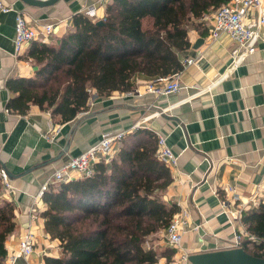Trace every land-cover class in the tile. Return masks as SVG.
Segmentation results:
<instances>
[{
  "label": "crops",
  "instance_id": "0c3cea01",
  "mask_svg": "<svg viewBox=\"0 0 264 264\" xmlns=\"http://www.w3.org/2000/svg\"><path fill=\"white\" fill-rule=\"evenodd\" d=\"M5 1L33 25L55 24L51 41L73 26L75 14L94 5L101 19L111 2L59 0L38 7L21 0ZM15 16V11L0 12V161L2 168L14 175L38 168L12 178L15 190L4 197L16 205V228L6 242L8 253L31 231L35 235L34 252L28 257L31 264H46L47 256H63L59 241L45 229L46 204L36 200L41 184L63 161L99 141L102 133L125 134L140 127L165 135L179 156L177 167H171L174 182L164 196L185 214L184 251L227 248L234 230L251 233L242 220L243 213L264 203V41L256 43L253 53L240 55L234 65V40L227 35L213 39L211 27L201 20L207 32L203 36L202 28L190 30L192 47L185 56H196V62L184 65L179 72L183 86L179 92L156 95L146 91L147 81L139 80L135 88L140 95L126 96L118 91L95 95L89 99L86 114L83 111L61 122L59 116L36 104L25 114L7 109L13 95L7 88L8 79L31 77L36 68L30 60L14 54ZM198 38L204 43L194 49ZM114 147L116 153L119 141ZM60 153V159L42 165ZM225 199L228 213L222 210ZM239 208L241 216L235 218ZM244 243L253 249L254 242L246 235ZM165 246L172 249L166 242ZM175 253L170 257L159 252L157 264L168 260L173 264Z\"/></svg>",
  "mask_w": 264,
  "mask_h": 264
},
{
  "label": "trees",
  "instance_id": "16d2710c",
  "mask_svg": "<svg viewBox=\"0 0 264 264\" xmlns=\"http://www.w3.org/2000/svg\"><path fill=\"white\" fill-rule=\"evenodd\" d=\"M229 1L111 0L103 24L79 12L61 36L33 41L22 55L35 65V72L8 79L13 95L7 109L25 114L36 104L67 122L89 109L88 88L98 97L109 96L134 89L139 80L179 73L192 47L190 30L201 29L204 14ZM206 32L201 29L203 36ZM118 141L114 157L97 162L92 175L45 191V229L63 248V256H47L46 264L158 263L157 251L145 242L166 229L179 211V205L164 196L174 177L157 156L153 130L136 128ZM15 207L2 197L0 179V264L16 228ZM242 220L261 239L253 249L248 243L243 247L264 257V203L245 211ZM174 252L167 253L171 257Z\"/></svg>",
  "mask_w": 264,
  "mask_h": 264
},
{
  "label": "built area",
  "instance_id": "2783aa9c",
  "mask_svg": "<svg viewBox=\"0 0 264 264\" xmlns=\"http://www.w3.org/2000/svg\"><path fill=\"white\" fill-rule=\"evenodd\" d=\"M15 11V35L13 38L14 54L24 55L33 41L49 42L55 30V24L45 23L41 26L30 23L25 15L18 11L15 6L5 0H0V12ZM90 19L99 20L97 8L94 5L88 6L82 11ZM105 20V16L101 18ZM202 21L211 27L210 36L218 39L222 35L231 37L236 43V48L232 55L234 65L239 62L238 58L243 53H253L256 50V43L264 41V0H230L223 3L218 8L204 14ZM196 62V56H185L182 59L183 66ZM146 91L156 95H168L179 92L183 86L179 78V73L163 76L147 81ZM90 98L96 95L92 88H88ZM126 96L140 95L138 88L123 92ZM50 115V111H47ZM85 114L87 111L84 112ZM124 133L113 134L104 132L96 143L80 152L78 155L69 157L63 161L53 173L45 179L36 194L37 201H43L46 190L52 185L69 182L73 179L90 176L93 173L94 165L100 161L109 162L115 153L114 143L121 138ZM158 135L157 156L170 168L177 167L179 156L170 147L167 137L163 134ZM0 179L2 183V197L10 196L15 190L11 178L4 168L0 169ZM237 198V197H235ZM39 203V202H38ZM242 208V207H241ZM223 212H230L227 200L222 201ZM242 209L237 210L235 218L240 217ZM187 220L184 212L178 211L169 226L165 229V242L177 253L174 264H191L189 261L190 253L182 248L183 232L186 230ZM247 236L252 242H261L260 237L247 231L234 230V235L228 247L243 246V238ZM35 235L27 231L21 237L18 247L12 253H8L4 264H18L19 260L24 259L25 264H31L28 257L34 252Z\"/></svg>",
  "mask_w": 264,
  "mask_h": 264
},
{
  "label": "water",
  "instance_id": "95a60500",
  "mask_svg": "<svg viewBox=\"0 0 264 264\" xmlns=\"http://www.w3.org/2000/svg\"><path fill=\"white\" fill-rule=\"evenodd\" d=\"M24 3L32 6L47 7L54 5L59 0H21ZM97 24H103L104 20L99 19L96 21ZM204 43L203 38H198L193 44V48L197 49ZM63 153L57 155L51 160L46 161L42 165L58 160L62 157ZM1 163V161H0ZM3 165V164H2ZM38 168V166L30 167L20 175H14L5 166L4 169L12 179L15 176H23ZM189 261L191 264H264V257L256 256L249 253L243 246L228 247L223 249L201 251L191 253L189 255Z\"/></svg>",
  "mask_w": 264,
  "mask_h": 264
},
{
  "label": "rangeland",
  "instance_id": "374dc122",
  "mask_svg": "<svg viewBox=\"0 0 264 264\" xmlns=\"http://www.w3.org/2000/svg\"><path fill=\"white\" fill-rule=\"evenodd\" d=\"M165 229L160 230L159 232H157L156 234H153L149 237H147V240L145 242V244L147 245V247H153L157 253L159 252H168V247L165 246ZM176 254V253H175ZM177 258V256L175 255V259ZM174 259V261H175ZM174 264V262H173Z\"/></svg>",
  "mask_w": 264,
  "mask_h": 264
}]
</instances>
